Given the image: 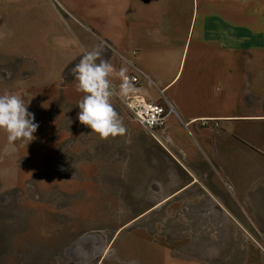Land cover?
I'll return each mask as SVG.
<instances>
[{
    "label": "rangeland",
    "instance_id": "obj_1",
    "mask_svg": "<svg viewBox=\"0 0 264 264\" xmlns=\"http://www.w3.org/2000/svg\"><path fill=\"white\" fill-rule=\"evenodd\" d=\"M83 7L84 0H0V93L30 101L28 110L39 124L35 139L23 146L8 144L0 132V264L31 259L37 264L41 249L52 251L51 264H71L61 247L92 232L110 243L108 264H202L190 259L195 254L185 251L179 232L221 226L225 215L214 199L194 186L131 220L148 205L147 173L162 175L158 166H169L172 159L114 97L125 135L101 140L76 119L80 94L69 69L78 62L81 46L101 50L107 39L83 25ZM109 55L117 71L125 67L127 76L136 73L133 59L115 51ZM109 79L118 88L120 79ZM261 232L255 238L259 247L237 237L245 264L263 263ZM197 239L203 251L219 246L222 238L187 237L188 248Z\"/></svg>",
    "mask_w": 264,
    "mask_h": 264
},
{
    "label": "crops",
    "instance_id": "obj_2",
    "mask_svg": "<svg viewBox=\"0 0 264 264\" xmlns=\"http://www.w3.org/2000/svg\"><path fill=\"white\" fill-rule=\"evenodd\" d=\"M83 16L86 28L107 35L103 60L112 51L133 59L140 92L175 109L156 130L158 139L145 130L173 164L158 166L162 175L147 173L148 205L131 220L197 186L225 222L205 233L180 230L185 251L202 264H245L237 237L259 247L255 238L264 230V0H84ZM204 235L222 238L220 245L202 251L197 239L188 248L187 237ZM109 245L92 232L59 252L71 264H88L96 255L94 264H108ZM39 253L37 264H51V250Z\"/></svg>",
    "mask_w": 264,
    "mask_h": 264
},
{
    "label": "clouds",
    "instance_id": "obj_3",
    "mask_svg": "<svg viewBox=\"0 0 264 264\" xmlns=\"http://www.w3.org/2000/svg\"><path fill=\"white\" fill-rule=\"evenodd\" d=\"M100 55L99 48L89 51L81 46L79 60L69 71L74 91L80 94L75 104L78 108L77 121L104 140L125 135L126 128L113 107L111 98L116 95L126 97L133 92L132 81L135 78L130 81L125 67L117 71L110 62L100 59ZM113 75L121 81L118 89L109 79ZM29 103L30 101L17 94L8 91L0 93V132L6 134L8 144L20 141L23 146L35 139L34 133L39 124L35 121L34 113L28 110Z\"/></svg>",
    "mask_w": 264,
    "mask_h": 264
},
{
    "label": "built area",
    "instance_id": "obj_4",
    "mask_svg": "<svg viewBox=\"0 0 264 264\" xmlns=\"http://www.w3.org/2000/svg\"><path fill=\"white\" fill-rule=\"evenodd\" d=\"M130 81L134 77V91L126 97L113 96L128 111L130 117L134 119L144 130L158 139L156 130L162 127L168 117L175 113L174 106L169 101H152L146 98L139 90L138 74L128 76ZM115 86V85H114ZM118 89V88H117Z\"/></svg>",
    "mask_w": 264,
    "mask_h": 264
},
{
    "label": "bare ground",
    "instance_id": "obj_5",
    "mask_svg": "<svg viewBox=\"0 0 264 264\" xmlns=\"http://www.w3.org/2000/svg\"><path fill=\"white\" fill-rule=\"evenodd\" d=\"M88 235H89V234H88ZM93 235H94V234H93ZM91 236H92V235H91ZM94 236H95V235H94ZM96 238H97V237H96ZM82 239H83V238H80V240H82ZM80 240H79V241H80ZM96 240H97V239H96ZM86 242H87V241H86ZM83 243H84V242H83ZM88 243H89V242H88ZM93 244H94V243H93ZM93 244H92V246H93ZM95 245H96V244H94L93 247H95ZM83 246H84V245H83ZM76 247H77V246H76ZM78 247H79V246H78ZM78 247H77V248H78ZM85 247H86V245H85ZM88 247H89V246H88ZM88 247H87V248H88ZM98 247H99V245H98ZM94 249H95V248H94ZM96 249H97V250H96ZM96 249H95L96 251L99 250L98 248H96ZM81 250H82V249H81ZM89 250H90V249H89ZM94 252H95V251H94ZM74 253H75V252H74ZM95 253H96V252H95ZM91 254H93V253H91ZM91 256H92V255H91ZM91 256H90V257H91ZM90 257H89V258H90ZM86 259H87V258H86Z\"/></svg>",
    "mask_w": 264,
    "mask_h": 264
}]
</instances>
